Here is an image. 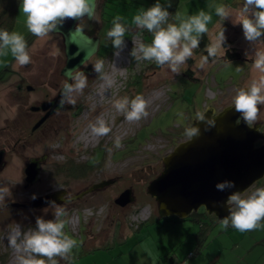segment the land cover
Masks as SVG:
<instances>
[{
    "label": "rangeland",
    "instance_id": "obj_1",
    "mask_svg": "<svg viewBox=\"0 0 264 264\" xmlns=\"http://www.w3.org/2000/svg\"><path fill=\"white\" fill-rule=\"evenodd\" d=\"M138 1L139 5L145 9L157 2V0ZM169 1L159 0L164 6ZM172 7L173 5L167 10ZM135 9L124 15L120 14L121 22L125 21L127 22L125 25L135 26L133 17L139 13L140 8L135 7ZM16 18L17 21L23 23L25 21L20 4ZM172 19L173 17L169 18V22H172ZM18 32L23 33L24 30ZM126 34L128 36L125 38L126 47L120 56H115V50H113L110 56L104 55L103 59L105 71L110 73L115 83L104 91V82L98 77L85 96L86 107L78 120L75 123L72 121L67 131L49 139L42 149L39 136L34 135L39 144L35 143V140L30 143L21 133L22 114L27 112L26 107L35 98L27 97L26 104L18 106L17 101L13 103L17 97L12 96L16 93L15 84L9 83L13 78L11 77L5 84H0V144L4 143L7 150H12L8 154V166L0 172V186L9 187L11 193L9 197H6V204L17 201L18 193H24L25 190L24 195L29 196L31 192H38L37 190L65 187L73 194L100 179L117 177L112 185L86 196L85 200L81 201L83 202L81 205L73 204L75 207L66 208L67 219L71 222L66 225L65 231L78 242L82 241L79 243L80 246L73 250L72 263L107 264L106 260L110 259V264H158L160 253L155 242L159 237L162 239L163 232L168 233V238L174 237L173 234L180 235V240L174 246L166 249L161 246L163 261L166 264H180L183 260L185 264H264V226L249 232H240L231 226L224 229L220 220L210 215L204 216L201 210L198 211V215L201 222H206V227L203 245L200 246H196L197 238L194 234L199 228V223L194 220L193 215L182 221L175 217L146 218L142 220L143 223L141 222L137 230L125 223L121 226L122 223L117 221L112 225L113 227H110L111 219L114 218L110 213L115 215L117 212L123 213L124 210L127 217L139 209L144 210V215L150 217L153 213L157 217L156 205L146 193V186L161 172V158L179 142L188 138L183 131L189 127L190 118L193 119L202 107L216 102L220 107L226 105L232 98L235 88L245 86L251 79L259 76V73L253 69L252 63L255 50H264V43L258 42L255 45H245L244 41L233 45L230 43L228 47H232L231 50L234 52L242 51V57L218 59L215 63L210 62L203 70L197 68L203 53L195 50L193 58L187 61L186 66H182V72L175 75L167 68H158L151 61H136L130 52L135 46L137 30L129 28ZM143 34L142 38L143 36L145 38L143 42L145 40V43H151V34L147 31ZM234 39L237 40L238 37ZM261 39L264 40V37ZM208 40L210 42L211 37ZM53 41L56 39L51 34L42 39L35 38L28 43L31 64L24 68L15 63L21 74L28 76V81L34 85L44 84L52 65L58 61V57L61 60V55L63 56L61 50L55 48ZM58 43L61 44V42ZM12 59L11 54L0 57V72ZM237 66L242 67L243 71L237 72ZM138 94L148 102L149 115L138 122H128L112 106L113 101L124 96L131 99ZM216 97H218L217 100H212ZM97 119H104L112 129L107 136L98 138L91 133L89 125L94 124ZM259 119L264 121V107L261 109ZM73 125L76 127L72 129ZM117 136L122 142V147L119 149L114 147ZM97 147L105 153L102 167L99 169L85 175H78L76 179L72 178L73 175L68 176L63 173L65 169L56 172L57 167L53 166L54 162H59L60 166L65 165L68 160L78 165L82 164L89 159L94 152L92 150ZM44 149L51 155L41 174L40 184L36 189L35 186L28 187L29 190L24 189L23 180L18 172L22 166L20 160L24 161L28 156L37 155ZM119 155L120 158H115ZM96 156L98 157L99 154ZM258 184H264V177L254 185ZM130 186L134 187L133 192L137 200L135 199L136 201L125 209L115 205L113 200L122 190ZM2 207L6 206H0V213ZM20 209L8 208L3 212L6 219L0 218V221H3L0 223V264H15L17 253L8 246L6 239L15 225L19 224L26 232L29 228H35L36 217L46 220L54 218L55 210L51 207L30 216ZM89 209L97 215L88 216ZM107 211H109L107 226L111 228L109 236L106 239L84 242L85 239L82 237L89 235V231L95 232V228L104 222ZM174 220L180 222L172 224ZM180 223L184 225L180 226ZM261 224L264 225V221ZM108 227L107 229L105 227L104 231H108ZM183 228L186 232L181 234ZM165 229L169 232H165ZM123 233L127 241L122 242L120 238ZM114 243L116 246L111 248ZM189 251H193L191 257L188 256ZM169 255L170 259L167 261Z\"/></svg>",
    "mask_w": 264,
    "mask_h": 264
},
{
    "label": "clouds",
    "instance_id": "obj_2",
    "mask_svg": "<svg viewBox=\"0 0 264 264\" xmlns=\"http://www.w3.org/2000/svg\"><path fill=\"white\" fill-rule=\"evenodd\" d=\"M20 7L25 17V27L28 32L38 39L48 37L58 32L66 20H77L76 30L83 31L86 27L81 23L85 18L94 20L96 18L97 0H20ZM170 3L162 5L159 0L148 7L141 8L139 13L133 17V24L137 30L135 46L130 55L136 61H151L158 68H167L173 74L179 75L182 66L192 59L195 50L199 48L202 35H210L211 40L201 55L197 68L205 69L209 63H215L223 59L228 47L226 45V29L223 27L225 20H231L233 25L242 27L244 39L251 45L258 42L264 43V0H243L233 20V13L229 6L218 5L215 7V15L219 17L216 31L210 33L208 24L212 21V14L200 10L195 15L181 16L175 14L176 22H169L170 14L167 10ZM122 18L116 16L112 20V27L107 32V38L115 50L114 55L119 57L126 47L125 33L129 28L121 22ZM147 31L151 34V43H144L142 34ZM9 54L15 63L24 67L29 65L31 55L25 36L17 31L0 29V57ZM230 63L229 61H227ZM84 63V61L82 62ZM94 72L104 82V91H107L115 83L110 73L105 71V61L97 59L92 64ZM253 69L259 76L251 79L245 86L234 89L231 98L232 108L239 113V119L249 128L257 124L260 114V106H264V50H255ZM237 72L243 71L240 66ZM66 80L60 92L57 110L63 109L65 105L75 106L79 96L84 94L88 87V77L79 67L68 69L65 72ZM71 81V82H69ZM112 106L124 116L128 122H138L149 115L148 102L142 95L133 98L127 96L115 99ZM200 122L214 127L215 119L200 116ZM91 133L95 137L107 136L112 129L104 119H97L94 124L89 125ZM185 134L189 141L200 134L199 127L190 125ZM114 147H122L121 138L117 136ZM218 191H226L235 188V182L224 180L215 185ZM10 189L0 186V206H6V197L10 195ZM35 195L32 199H36ZM57 204L50 201L49 206L53 208V219L46 220L36 217L35 228L23 231L19 224L15 225L8 233L6 239L8 246L17 253L15 264H72L74 259L73 250L80 246L79 242L70 236L65 227L71 221L67 219L68 211L64 206L69 201ZM225 205L228 215L218 218L222 228L229 226L240 232H249L261 228L264 221V187H257L249 194L240 191L231 192ZM91 215V210H87ZM149 217V216H148Z\"/></svg>",
    "mask_w": 264,
    "mask_h": 264
},
{
    "label": "water",
    "instance_id": "obj_3",
    "mask_svg": "<svg viewBox=\"0 0 264 264\" xmlns=\"http://www.w3.org/2000/svg\"><path fill=\"white\" fill-rule=\"evenodd\" d=\"M87 19V18H86ZM89 20V19H87ZM77 20H66L58 33L63 38L65 53L64 72L80 67L98 49L99 39L91 32L76 30ZM215 119V126H207L193 118L189 124L199 127L200 134L192 140L185 139L161 158L162 170L146 186V193L154 200L158 217L175 216L188 218L193 212L203 208L207 215L223 218L228 215L225 205L233 191L246 192L264 177V142H255L264 136L255 124L249 128L239 119L232 104L216 112L213 105H207L201 115ZM200 115V116H201ZM3 152H0V159ZM26 180L38 179V162L30 160L25 168ZM224 180L235 182V188L218 191L215 185ZM109 181L102 180L94 187ZM64 189L45 193L32 200L31 205L41 206L55 201H63ZM84 191L76 196L80 197ZM72 196V198H77ZM131 187L122 190L113 200L119 206L135 201ZM67 200V199H65Z\"/></svg>",
    "mask_w": 264,
    "mask_h": 264
},
{
    "label": "flooded vegetation",
    "instance_id": "obj_4",
    "mask_svg": "<svg viewBox=\"0 0 264 264\" xmlns=\"http://www.w3.org/2000/svg\"><path fill=\"white\" fill-rule=\"evenodd\" d=\"M105 2V0H97V9H96V18L94 20H87L85 18L84 21H81V23L85 24L86 27L84 28L86 31L91 32L93 36L98 37L99 42H98V49L97 51L88 59L86 60L79 68L88 77V87L84 90V94L79 96L77 99L76 105L70 106V105H65L63 109L57 110L58 106V101L60 99V92L62 90L63 84L66 80L65 75L63 74L64 72V66H65V53H64V47H63V38L60 34L58 33H52V37H55L56 41H53V43L56 45L55 48L58 50H61L63 53V56L61 55V60H59L56 63H54L51 67V71L48 74V78L44 81V84L41 85H34L28 81V76L21 74V72L17 69V66L15 65L14 60L5 65V69L0 72V84H5L11 77L13 78L12 81L9 83L15 84V90L16 93L13 94V98L17 97L16 99L13 100V103L17 101L18 106L19 104H23V106L26 104L27 97L35 98L32 99L29 103V105L26 107L27 112H24L23 115V124H22V131L21 133L23 134V137L32 143L35 140V143L38 141L35 139V136H39V139H41V149L44 147V145L51 139L54 135L58 133H62L67 131V127L69 128L71 126V123H75L78 118L80 117L82 111L86 107V101H85V96H87L88 91L91 88V84L98 78L96 76V73L93 70L92 64L95 63L97 59H104L105 56L108 55L109 51L113 49L111 45V41L107 38V32L108 30L112 27V19H110V16L107 12H100L99 9H102V5ZM113 15L112 17H114ZM114 19V18H113ZM79 23V21L77 22ZM58 42H61L58 43ZM105 55V56H104ZM247 59V58H246ZM249 61V59H247ZM31 64V63H30ZM29 64V65H30ZM28 65V66H29ZM26 66H24L25 68ZM39 77V76H38ZM39 80V79H38ZM37 81V80H36ZM71 82V81H69ZM243 87V86H242ZM232 94H234L232 92ZM23 98V100H22ZM217 100L218 97L212 99V100ZM87 100V99H86ZM28 104V103H27ZM210 105H213L215 107L216 112L219 111L221 108H223L226 105L231 104V99L228 101V103L222 107L217 105L216 103H209ZM206 105L201 108V110L198 111V113L195 115V119H198L205 109ZM264 106H260V112L261 109ZM192 119H190L191 122ZM21 121V118H20ZM80 124V123H79ZM190 124V123H189ZM257 124L260 125L259 130L261 132H264V121L262 119H258ZM76 127V125L72 126V129ZM35 135V136H34ZM50 136V137H49ZM264 142V136L261 139H258L255 142V145L258 146ZM39 144V142H38ZM3 152L1 159H0V172L5 169V167L8 166L9 159H8V154L9 151L12 150H7V147L4 143L0 144V152ZM51 153L47 150H42L41 153L33 156H28L25 158V160H20L22 162V166L19 169V175L23 180L24 183V189H28V187H34L35 189L38 188V184H40L41 180V174L43 172V169L45 165L49 162V157ZM36 160L38 162V168H39V173H38V179L34 182H30L26 180V173H25V168L26 166L30 163V160ZM52 163V161H51ZM62 163V162H60ZM53 166H59V162H54ZM116 178H107V179H100L98 181L93 182L90 184L87 188L71 194L67 188H52V189H47L45 191H39L38 192H31L29 196L24 195V193H18V197H16L17 201L15 202H9L6 204V207H2L1 213H0V218L2 220L6 219V215L3 214L4 211H6L8 208L14 207V208H21L20 210L25 211L27 216H30L32 214L39 213L42 211L44 208H49V203L41 205V206H33L31 205L32 203V196L35 195L40 196L45 193H52L54 191L64 189L65 194H64V199H67L66 201H69L66 203L64 206L68 209L70 207H75L73 204L81 205L83 202L82 200H85V197L90 195L93 192L96 191H101L104 189V187L112 185L115 181ZM102 180L104 181H109L108 183L99 186V187H94V185L98 182H101ZM70 182L68 183L67 187L69 186ZM131 187V186H130ZM132 190H134V187H131ZM84 191V194L82 196L78 197L76 196L77 194H80ZM24 195V196H23ZM72 196H76L77 198H71ZM137 200V196H136ZM135 200V201H136ZM64 201H60L57 204H62ZM114 203V201H113ZM115 204V203H114ZM131 204V203H129ZM129 204L125 206H119L118 207L125 209ZM127 209V208H126ZM130 209V208H129ZM128 210V209H127ZM201 212L203 211V208H199L198 211ZM198 211H196L198 213ZM120 213V212H119ZM113 215V213H110L112 217L111 220H114L112 224L117 221V223H127L128 225V217L126 214V210L124 212L119 214ZM203 213V212H202ZM201 213V214H202ZM191 216V215H190ZM208 216V215H204ZM108 217H109V211H107L105 215V220L104 222L101 223V225H98L97 228H95V232H90L92 236L85 235L84 237L86 239L90 238H96L100 239L101 237H104L105 239L109 234H107V231H104V227H107L108 224ZM127 217V220L125 221ZM0 221L3 222V221ZM111 224V225H112ZM104 235V236H103ZM61 264H64L63 261Z\"/></svg>",
    "mask_w": 264,
    "mask_h": 264
},
{
    "label": "trees",
    "instance_id": "obj_5",
    "mask_svg": "<svg viewBox=\"0 0 264 264\" xmlns=\"http://www.w3.org/2000/svg\"><path fill=\"white\" fill-rule=\"evenodd\" d=\"M139 3L140 2L138 0H105V2L102 5V9H99V10H100V12H107L110 16V19L113 20V18H115L116 15L120 16V14L124 15L125 13H127L128 11H132L133 9L136 10L135 7L141 8ZM19 4H20V0H0V29H7L9 31H13L15 22L17 21L16 13H17V8H18ZM120 9L121 10L123 9V11H120ZM113 15H115V16L112 17ZM120 17L122 18V15ZM123 23L126 24L127 22L124 21ZM126 26L130 29L135 28V26H133V25H132V27L129 25H126ZM126 33H125V38L128 37ZM25 38H26L27 42L30 43L36 37H34L33 35H31L29 33L27 36H25ZM143 39H145L144 36H143ZM144 43H145V40H144ZM208 43H210V42L208 40L207 35L206 34L202 35L199 48L196 50H199L203 53V55H206L207 53L204 51V48ZM228 44H230V43L228 42V40H226V45H228ZM231 48L232 47H228V51L226 52L224 58L232 59V58L242 57V53H241L242 51L234 49V50H237L234 52L233 50H231ZM113 50L114 49H111V51H109L108 56H110L111 52L113 53ZM13 60H14V58L12 60H10L9 63H11ZM249 61H250V59H249ZM183 132H184V135L186 136L185 130ZM135 135H136V133H135ZM92 151H94V152L90 155L89 159H87V161H85L84 163L78 165L77 163L76 164L73 163L72 160H68V162L65 163V165L57 166L56 172H59L62 169H65V171L63 173L67 174L68 176L73 175L72 178L76 179V178H78V177H76L78 175H85L87 173L92 172L95 169H99L100 167H102V161H103V158L105 156L104 150H102L100 147H97L95 150H92ZM125 153L127 154L128 152H125ZM125 153H124V155H125ZM97 154H99L98 157L96 156ZM115 158H120V155L115 157ZM257 187H264V184L254 185V186L250 187L246 192H244V194H249L251 191H253ZM194 214H196V215H194ZM202 214L205 215L206 213L203 211ZM190 215L191 216L193 215L194 220L198 221V223H199V228L194 233L196 235V238H197V242H196L197 245L196 246L203 245L202 241L204 239V229L206 227L205 226L206 222L203 223L200 221V218H199V215L197 212H193ZM190 215H189V217H190ZM210 216H213V215H210ZM171 217H175V216H171ZM149 218H151V219H156V218L162 219V218L158 217V214L156 217V216H154L153 213L150 214V217H148V219ZM175 218H177V217H175ZM214 218H216V217H214ZM177 219H179V218H177ZM179 220H186V218L185 219H179ZM141 222L133 229H135V230L139 229ZM128 226H129V224H128ZM129 227L132 228L131 226H129ZM192 255H193V251H189L188 256L191 257ZM180 264H185V260L180 261Z\"/></svg>",
    "mask_w": 264,
    "mask_h": 264
},
{
    "label": "crops",
    "instance_id": "obj_6",
    "mask_svg": "<svg viewBox=\"0 0 264 264\" xmlns=\"http://www.w3.org/2000/svg\"><path fill=\"white\" fill-rule=\"evenodd\" d=\"M169 3L171 5H173L172 9L168 10L170 14H173L172 16H170V18L173 17L172 22H176L174 19L176 13H179L181 16H188V15H195L200 10H204L205 12H210L212 14V21H211V23L208 24V28L210 29V33H212V32H215L217 30L216 25H217V22L219 21V17H217L215 15V7L218 5L229 6L230 9L232 10V13H233V20H235L236 12L238 11L240 5L243 3V0H170ZM140 6H142V5H140ZM141 8H143V7H141ZM223 27L226 29L225 36L228 37L226 40H228V42L231 43L232 45L235 44L236 42L241 43L243 41H244L245 45H251L248 41H246L244 39L242 27L239 24L233 25L231 20H225L223 22ZM20 30H24V32L22 33L24 36H27L29 34L27 28L25 27V23L18 20L15 22L13 31L18 32ZM236 36L238 37L237 40L234 39V37H236ZM207 37L209 38L211 36L207 35ZM228 45H226L225 47H228ZM176 222H180V221L174 220L172 222V224H176ZM112 223H113V220H112ZM111 224H110V227H113L112 226L113 224L112 225ZM123 224L124 223H122L121 226ZM125 224H127V223H125ZM183 225H184V223H180V226H183ZM107 227H106V229H107ZM110 227H108L107 234H109V232H110V229H111ZM192 228H193V225H192ZM90 232L91 231H89V233ZM165 232H169V231H167V229H165ZM185 232H186L185 228H183V231L181 234H183ZM92 234H89V236H92ZM162 234H163L162 239H160V237H159L158 240H156V242H155V245L158 248L159 253H160V260L158 261V264H166V262L163 261L161 246H163L166 249L167 247L174 246L177 243V241L180 240V235L173 234L174 237L168 238L167 237L168 233L162 232ZM82 238L85 239L84 242H87V241H97V240H100L104 237H101L100 239H96L94 237L90 238V239H86L85 237H82ZM120 241H122V242L127 241V238L124 237V233L122 234ZM79 243H82V241H80ZM114 246H116V243H114L111 248H113ZM169 259H170V255L167 257L166 260L168 261ZM106 261H107V264H110V262H111L110 259H107ZM63 263L65 264V262H63ZM72 264H74V262Z\"/></svg>",
    "mask_w": 264,
    "mask_h": 264
},
{
    "label": "built area",
    "instance_id": "obj_7",
    "mask_svg": "<svg viewBox=\"0 0 264 264\" xmlns=\"http://www.w3.org/2000/svg\"><path fill=\"white\" fill-rule=\"evenodd\" d=\"M139 209L138 211H134L129 215L128 217V224L132 228H135L143 219L148 218L149 215H144V210ZM91 215L88 214V216H96L97 214L93 211H91Z\"/></svg>",
    "mask_w": 264,
    "mask_h": 264
}]
</instances>
